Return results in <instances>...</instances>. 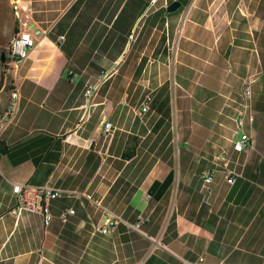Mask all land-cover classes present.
Here are the masks:
<instances>
[{"label":"crops","instance_id":"crops-1","mask_svg":"<svg viewBox=\"0 0 264 264\" xmlns=\"http://www.w3.org/2000/svg\"><path fill=\"white\" fill-rule=\"evenodd\" d=\"M14 3L36 47L0 141V264H264V0ZM249 79L254 150L236 154ZM217 166L209 191L202 177ZM12 183L82 196L53 202L45 228L39 215L10 214ZM107 211L125 223L102 235Z\"/></svg>","mask_w":264,"mask_h":264},{"label":"built area","instance_id":"built-area-1","mask_svg":"<svg viewBox=\"0 0 264 264\" xmlns=\"http://www.w3.org/2000/svg\"><path fill=\"white\" fill-rule=\"evenodd\" d=\"M14 8L17 16L19 17L20 9L16 3H14ZM25 12V9H23ZM64 39V37H62ZM36 47V40L29 29L28 24L22 26L21 30L12 38L10 43V51L7 57L8 61L4 64L3 76L0 79L1 85L3 89L8 81L11 84V93L9 98V111L8 112H0V141L3 136L5 130L11 125L14 121L18 109H19V97H12V90H18V86L15 82V77L21 70L25 61L29 58L30 53ZM254 81L251 79L244 81L242 87L241 94V108L238 113V117L236 119L237 130L235 131V135H240L239 139H234L233 142V151L236 154H243L247 150H254L252 137L245 133L244 126L246 121L251 124L254 122V116L252 111V101L254 96L253 91ZM98 91L97 86H88L85 92V97L87 99L96 95ZM3 92V91H2ZM1 103V100H0ZM153 103L151 97H148L143 109L142 113H147L150 110V106ZM1 105V104H0ZM115 127L113 123L106 121L103 125V134L106 138L112 139L114 134ZM0 153V159H1ZM218 161H222L228 163V158L226 155H222L217 158ZM226 180L227 183L233 185L235 183L234 172L228 170L226 168ZM218 166L208 172L206 175L202 177L205 188L210 191L211 185L214 183L215 177L218 173ZM13 187V196L15 199V205L11 209L10 214L17 220H21L25 215H39L42 218L43 225L45 228H49L56 216L52 211V203L58 201L62 198L67 199H79L82 195L76 191H67L62 189H56L53 187L43 186L37 187L28 184H19L12 183ZM152 196L147 194L146 200H151ZM108 219L106 224L102 228H97V233L102 235H110L113 234L120 223H125V221L116 216L109 211H107ZM76 215V211L73 208L62 211L59 214L58 219L66 224L70 221L72 217ZM133 230L140 231L141 222L136 225H129ZM179 264H207L204 259H200L198 262H190L184 259H179Z\"/></svg>","mask_w":264,"mask_h":264},{"label":"rangeland","instance_id":"rangeland-1","mask_svg":"<svg viewBox=\"0 0 264 264\" xmlns=\"http://www.w3.org/2000/svg\"><path fill=\"white\" fill-rule=\"evenodd\" d=\"M15 0H0V67H3L1 63V57L5 53L8 57L10 51V43L12 38L16 35L14 30L18 25L20 27L19 18L14 8ZM3 69V68H2ZM150 71L147 72L146 76H149ZM0 76V79H2ZM175 81V76H174ZM3 91V92H2ZM11 93L10 81L7 82L5 89L0 82V109L3 110L4 106L8 102ZM182 92L177 88L174 90L175 104L177 105L181 101Z\"/></svg>","mask_w":264,"mask_h":264},{"label":"water","instance_id":"water-1","mask_svg":"<svg viewBox=\"0 0 264 264\" xmlns=\"http://www.w3.org/2000/svg\"><path fill=\"white\" fill-rule=\"evenodd\" d=\"M182 7V3L179 1H176L174 3H172L169 7H168V13H174L177 12L180 8ZM32 30L34 29V26L32 25L30 27ZM6 61V55L3 54L2 55V63H4Z\"/></svg>","mask_w":264,"mask_h":264},{"label":"bare ground","instance_id":"bare-ground-1","mask_svg":"<svg viewBox=\"0 0 264 264\" xmlns=\"http://www.w3.org/2000/svg\"><path fill=\"white\" fill-rule=\"evenodd\" d=\"M2 68L0 67V76L3 75L4 66ZM12 97H19V90H12ZM8 111H9V101L6 103L3 111L0 109V112H8Z\"/></svg>","mask_w":264,"mask_h":264},{"label":"trees","instance_id":"trees-1","mask_svg":"<svg viewBox=\"0 0 264 264\" xmlns=\"http://www.w3.org/2000/svg\"><path fill=\"white\" fill-rule=\"evenodd\" d=\"M19 31H20V27L17 25L16 28H15V30H14V32H15V34H17ZM4 54H5V53H4ZM5 55H6V54H5ZM7 61H8V59H7V56H6V61H5L4 63H2V57H1V63L3 64V66H4V64H5Z\"/></svg>","mask_w":264,"mask_h":264}]
</instances>
